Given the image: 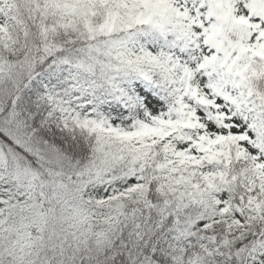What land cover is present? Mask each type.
I'll return each mask as SVG.
<instances>
[{
	"label": "snow or ice",
	"instance_id": "snow-or-ice-1",
	"mask_svg": "<svg viewBox=\"0 0 264 264\" xmlns=\"http://www.w3.org/2000/svg\"><path fill=\"white\" fill-rule=\"evenodd\" d=\"M0 264H264V0H0Z\"/></svg>",
	"mask_w": 264,
	"mask_h": 264
}]
</instances>
